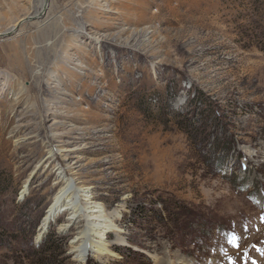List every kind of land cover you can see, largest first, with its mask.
I'll return each instance as SVG.
<instances>
[{
    "label": "rangeland",
    "instance_id": "374dc122",
    "mask_svg": "<svg viewBox=\"0 0 264 264\" xmlns=\"http://www.w3.org/2000/svg\"><path fill=\"white\" fill-rule=\"evenodd\" d=\"M0 34V264H264V0H0ZM68 178L119 211L102 261Z\"/></svg>",
    "mask_w": 264,
    "mask_h": 264
},
{
    "label": "bare ground",
    "instance_id": "6f19581e",
    "mask_svg": "<svg viewBox=\"0 0 264 264\" xmlns=\"http://www.w3.org/2000/svg\"><path fill=\"white\" fill-rule=\"evenodd\" d=\"M42 4L44 7L45 0H42ZM4 35L7 34H0V37ZM61 174H64V172ZM59 182H63V185L51 204V208L49 210L50 214L54 213L59 204L63 202V200H65L67 197L71 199V201L64 208L66 209V211L71 212V214L67 218V223L62 224L60 228H66L65 230H67V227L75 224L80 218L90 217L86 220V225L83 232L79 233L77 239L72 242L74 244L78 243L77 245L73 246V251L76 254L75 261L85 262L86 256L92 252L93 248H96L95 251L100 256L98 258L100 261H102V258H104L103 255H107L110 253L109 247L111 245H109L101 238L107 236L109 229L118 231L116 229L114 220L117 218L119 211L107 212L104 206L99 205L96 202H92V200L90 199H85L88 202L87 204H85L86 206H88V209H85V207L81 206V203H79V192L77 191V187L74 185V180L70 178L66 180L60 179ZM87 189L89 190L91 189V187H88ZM89 209L92 211H90L89 215H87L86 213ZM91 231H94V233H91ZM116 236L117 241L120 244H123L125 242V240L119 234H117ZM163 264H175V262L168 260Z\"/></svg>",
    "mask_w": 264,
    "mask_h": 264
}]
</instances>
